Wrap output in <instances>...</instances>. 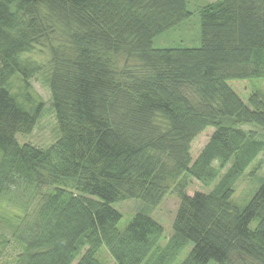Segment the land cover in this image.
Wrapping results in <instances>:
<instances>
[{"label": "trees", "instance_id": "16d2710c", "mask_svg": "<svg viewBox=\"0 0 264 264\" xmlns=\"http://www.w3.org/2000/svg\"><path fill=\"white\" fill-rule=\"evenodd\" d=\"M191 14L187 0H0V204L28 198L0 215L10 226L0 255L11 241L18 251L9 264H101L103 245L116 264H170L189 242L179 264H264V179L243 207L230 201L264 148L240 127L264 130V98L243 101L228 84L264 75V0L207 2L198 46L153 45ZM36 46L49 54L58 131L47 147L16 138L42 111L31 83L42 66L27 55ZM188 178L212 187L188 194ZM170 189L179 204L160 246L149 212ZM127 199L144 211L119 231L113 203Z\"/></svg>", "mask_w": 264, "mask_h": 264}, {"label": "rangeland", "instance_id": "374dc122", "mask_svg": "<svg viewBox=\"0 0 264 264\" xmlns=\"http://www.w3.org/2000/svg\"><path fill=\"white\" fill-rule=\"evenodd\" d=\"M211 1L213 0H187V7L192 12L190 17L178 26H175L156 36L153 39V45L155 47L198 46L200 44V21L198 9L201 5ZM27 55L42 66L41 70L32 77L31 83L32 93L41 99L43 104L40 117L32 132L29 134H17L16 138L19 143L29 141L36 145L47 147L56 139L58 135L56 121L52 110L50 92L46 83V77L49 70V54L46 48L36 46ZM228 84L243 101H247L252 90L258 91L259 94L264 98V75L262 77L250 79L229 80ZM240 127L245 130H254L256 135L261 133L258 138L264 137V130L258 125L247 123L241 124ZM212 131L213 127L208 126L192 140L190 145V154L192 159L196 157L203 145L207 142ZM215 164L217 163L215 162ZM225 169L226 167L223 168L221 172H223ZM263 179L264 148L248 164L246 169L238 178L234 187V192L230 197V201L240 208L243 207L249 201ZM211 187L212 185L206 186L198 182L196 179L192 178L191 180L188 178L186 192L188 194H192L194 191L207 192ZM46 190V188H42L40 193L42 194ZM27 199L28 198L25 194H19L16 203H13L9 200H4L0 204V215L4 217H10L14 212L21 213V209L17 207V202L20 200L27 201ZM37 199L38 195L32 198V203H35ZM178 204V196L176 195L175 191L170 189L162 201L149 212V215L163 226V235L159 241L160 246H164L168 242L169 236L172 232L171 222ZM33 205L34 204L28 207V213H30L33 209ZM113 206L121 214V217L117 223V228L119 231L124 230L135 213L144 211L141 207V202L135 199L117 201L113 203ZM256 223L257 219H253L250 222V227H254ZM0 236H5L9 239L10 226L2 223L0 225ZM13 244V241H11V243L2 249L0 255V264H9L12 258L17 254L18 251L15 246H13ZM190 246L191 242H189L188 245L176 255L170 264H179L189 252L191 248ZM96 256L101 264H116L105 245L100 248ZM77 259L78 257L71 264H75ZM207 264L214 263L210 261Z\"/></svg>", "mask_w": 264, "mask_h": 264}]
</instances>
